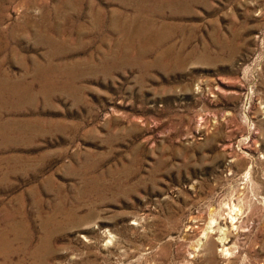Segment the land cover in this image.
<instances>
[{
	"label": "rangeland",
	"instance_id": "1",
	"mask_svg": "<svg viewBox=\"0 0 264 264\" xmlns=\"http://www.w3.org/2000/svg\"><path fill=\"white\" fill-rule=\"evenodd\" d=\"M0 264H264V0H0Z\"/></svg>",
	"mask_w": 264,
	"mask_h": 264
}]
</instances>
